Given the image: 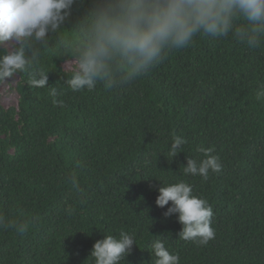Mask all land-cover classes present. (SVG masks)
Wrapping results in <instances>:
<instances>
[{"label":"trees","instance_id":"obj_1","mask_svg":"<svg viewBox=\"0 0 264 264\" xmlns=\"http://www.w3.org/2000/svg\"><path fill=\"white\" fill-rule=\"evenodd\" d=\"M94 2L76 0L64 37ZM60 38H50L39 66L61 95L17 73L18 108L0 99V215L28 225L0 227V264H95V242L121 231L136 239L121 264H155L156 239L180 264H264V44L198 35L129 85L72 92L62 69L73 58ZM174 135L187 141L176 157ZM201 149L222 164L206 181L181 168L205 159ZM179 181L213 209L206 245L180 239L178 216H164L171 203L156 205L160 183Z\"/></svg>","mask_w":264,"mask_h":264},{"label":"clouds","instance_id":"obj_2","mask_svg":"<svg viewBox=\"0 0 264 264\" xmlns=\"http://www.w3.org/2000/svg\"><path fill=\"white\" fill-rule=\"evenodd\" d=\"M76 0H0V82L17 73L26 74L32 88L47 87L52 97L61 95L49 86V71L39 66L42 50L50 38L60 35L61 46L71 55L70 77L63 85L72 92L92 91L97 84L106 89L122 88L148 74L174 50L194 43L198 36L226 37L231 34L250 49L264 44V0H95L93 7L73 28L72 39L64 37L65 25ZM65 65L69 61L65 60ZM264 95V92L259 93ZM63 106V101L53 100ZM170 155L177 156L187 141L173 136ZM205 159L188 158L182 166L184 175L201 176L222 169L220 158L212 149H201ZM80 191L74 175L67 178ZM156 205L167 211L165 218L178 216L180 239L206 245L214 238L212 207L193 194L185 181L161 184ZM71 214V209H69ZM0 227L23 233L26 223L9 221L0 215ZM136 247L135 234L121 231L119 236L104 235L95 242L90 257L95 264H121ZM155 264H180L164 240L151 245Z\"/></svg>","mask_w":264,"mask_h":264},{"label":"rangeland","instance_id":"obj_3","mask_svg":"<svg viewBox=\"0 0 264 264\" xmlns=\"http://www.w3.org/2000/svg\"><path fill=\"white\" fill-rule=\"evenodd\" d=\"M73 61H69V65H65V70L69 71V66ZM20 81L18 76L12 77L10 80H7L2 83L0 87V99L2 106L5 109L9 108H18L20 95L17 91V85Z\"/></svg>","mask_w":264,"mask_h":264}]
</instances>
